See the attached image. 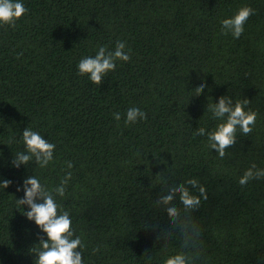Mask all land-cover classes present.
Instances as JSON below:
<instances>
[{"label": "trees", "instance_id": "trees-1", "mask_svg": "<svg viewBox=\"0 0 264 264\" xmlns=\"http://www.w3.org/2000/svg\"><path fill=\"white\" fill-rule=\"evenodd\" d=\"M22 3L27 12L16 27L0 26V183L12 181L0 189V264H34L30 249L47 239L22 214L27 206L17 208L24 193L16 189L33 175L58 186L66 171L72 179L56 199L82 238L84 264H163L181 250L195 256L155 203L176 184L201 200L187 214L199 229L193 264H264V178L238 182L251 164L264 168V0ZM243 6L255 14L242 35H221V21ZM118 40L130 49L128 62L117 61L97 86L78 74L82 58ZM222 96L248 100L257 118L220 159L193 133L215 129L220 121L207 106ZM131 107L147 119L125 126ZM27 127L56 145L45 169L35 161L12 166ZM172 203L183 209L179 194Z\"/></svg>", "mask_w": 264, "mask_h": 264}, {"label": "clouds", "instance_id": "clouds-1", "mask_svg": "<svg viewBox=\"0 0 264 264\" xmlns=\"http://www.w3.org/2000/svg\"><path fill=\"white\" fill-rule=\"evenodd\" d=\"M22 0H0V26L16 27V22L26 14ZM255 14V10L248 6L241 7L231 18L221 21V35L231 34L233 38H239L244 31V24L248 18ZM17 55V58H19ZM131 59L130 49L126 50L125 42L117 41L114 49L109 50L107 46H100L95 56L82 58L78 65V74L87 76L94 85L101 84L103 78L112 71H115L117 61L128 62ZM205 85L202 82L194 90V95L200 94ZM248 100H233L229 97H220L218 102L209 103L207 111L212 117L220 121L214 130L206 131L204 127H199L193 134L195 136H206L207 147L215 150L220 159L226 155V149L236 143L237 130L242 135L248 136L256 122L257 113L247 109ZM247 109V110H246ZM113 119L120 121L121 113L113 114ZM147 119V114L137 107L127 110L124 118L125 126L135 124L137 121ZM24 145L23 152H17L12 160V166L19 168L21 165H28L35 161L40 169H45L53 162V154L56 145L49 143L38 131H33L27 127L21 137ZM66 168L73 167L70 161L65 162ZM264 178V168H257L253 163L247 168L239 178L241 186L252 180ZM72 179V172L66 171L58 186L52 188L42 184L38 176H30L23 181L22 189L18 187L17 192L23 190V198L16 200L17 208L27 206L29 209L22 214L29 221H34L38 229L47 237L39 238V243L30 249L36 259L34 264H84L83 251L85 245L81 236L75 235L72 229V220L69 212L64 210L57 202L56 197H64L66 186ZM193 188L198 187L195 179L186 181ZM12 184L10 180H3L0 189H6ZM199 193L204 196L205 189L199 187ZM167 194L162 195L155 203L156 206H164L166 214L173 227L178 228L182 236L181 249L197 250L196 255L187 253L184 250L167 257L163 264H193L198 255L199 229L197 225L187 215L192 210L199 207L201 200L199 197L190 194L184 184L168 186ZM179 194V201L183 209L178 208L172 201ZM206 198V197H205ZM183 212V214H182ZM79 249V250H78ZM99 248L93 249V254Z\"/></svg>", "mask_w": 264, "mask_h": 264}]
</instances>
